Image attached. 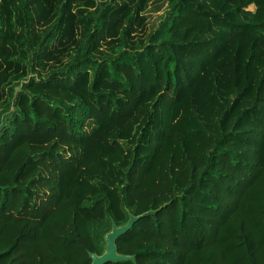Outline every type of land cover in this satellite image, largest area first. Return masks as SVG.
Returning <instances> with one entry per match:
<instances>
[{"label":"trees","instance_id":"obj_1","mask_svg":"<svg viewBox=\"0 0 264 264\" xmlns=\"http://www.w3.org/2000/svg\"><path fill=\"white\" fill-rule=\"evenodd\" d=\"M0 0V264H264V0Z\"/></svg>","mask_w":264,"mask_h":264},{"label":"water","instance_id":"obj_2","mask_svg":"<svg viewBox=\"0 0 264 264\" xmlns=\"http://www.w3.org/2000/svg\"><path fill=\"white\" fill-rule=\"evenodd\" d=\"M15 98H16V94L12 101V107L10 111L2 116L0 123V130L5 126V119L13 115L14 107H15ZM144 215L139 217L130 216L128 222L122 226H116L115 224H112L110 232L107 233L104 237L105 247L103 254L101 255L91 254L90 255L91 264H106L108 262L131 260L132 257L122 256L117 253V248L115 244L116 239L122 234L126 233L132 227L135 221H137L140 217H143Z\"/></svg>","mask_w":264,"mask_h":264},{"label":"rangeland","instance_id":"obj_3","mask_svg":"<svg viewBox=\"0 0 264 264\" xmlns=\"http://www.w3.org/2000/svg\"><path fill=\"white\" fill-rule=\"evenodd\" d=\"M167 10H168V0H148L145 10L143 12V15L145 16L147 20L146 23L148 25V28L151 30L156 28L157 25L165 18ZM19 89H20V86L16 87L14 93L16 94ZM11 107H12V103H11ZM14 110H15V107H14ZM0 123H1V120H0ZM6 123H7V119H5V125ZM4 127L2 129H4Z\"/></svg>","mask_w":264,"mask_h":264}]
</instances>
